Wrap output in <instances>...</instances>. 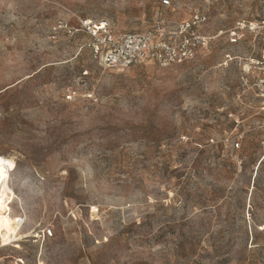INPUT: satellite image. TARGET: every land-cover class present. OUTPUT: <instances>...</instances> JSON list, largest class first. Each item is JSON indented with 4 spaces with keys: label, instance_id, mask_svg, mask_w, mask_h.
Returning <instances> with one entry per match:
<instances>
[{
    "label": "rangeland",
    "instance_id": "obj_1",
    "mask_svg": "<svg viewBox=\"0 0 264 264\" xmlns=\"http://www.w3.org/2000/svg\"><path fill=\"white\" fill-rule=\"evenodd\" d=\"M162 1L0 0V156L14 161L0 230L23 219L0 264H264V113L247 72L264 32L116 71L73 31L139 33L199 9L216 36L259 11Z\"/></svg>",
    "mask_w": 264,
    "mask_h": 264
},
{
    "label": "built area",
    "instance_id": "obj_2",
    "mask_svg": "<svg viewBox=\"0 0 264 264\" xmlns=\"http://www.w3.org/2000/svg\"><path fill=\"white\" fill-rule=\"evenodd\" d=\"M257 2L259 11L255 20H238L231 29L219 31L216 36H209L201 31L207 17L199 9L193 10L187 20L159 19L147 30L139 33L126 32L114 35L110 33L107 24L93 23L86 19L79 20V28L73 31H81L90 38L87 46L93 58L106 68L122 71L145 62L168 67L184 64L202 56L208 52L212 41L217 37L225 35L228 44L233 46L242 41L245 33L264 32V0ZM162 3L169 4L167 0H163ZM64 29H68V26L65 25ZM225 58L230 60L231 56L225 54ZM247 72L255 75L252 89L254 97L261 104L259 109L264 113V42L258 56L247 59ZM262 126L264 127V124ZM261 145L264 148V140L261 141ZM234 147H239L238 141ZM47 235L51 236L49 230Z\"/></svg>",
    "mask_w": 264,
    "mask_h": 264
},
{
    "label": "bare ground",
    "instance_id": "obj_3",
    "mask_svg": "<svg viewBox=\"0 0 264 264\" xmlns=\"http://www.w3.org/2000/svg\"><path fill=\"white\" fill-rule=\"evenodd\" d=\"M13 167L14 161L12 159L0 156V201L4 193L12 194L7 185V174ZM22 220L21 217L4 220L3 226L0 230L1 241L4 245L12 240L14 234L21 225Z\"/></svg>",
    "mask_w": 264,
    "mask_h": 264
}]
</instances>
